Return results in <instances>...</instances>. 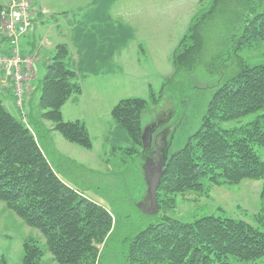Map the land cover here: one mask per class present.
I'll list each match as a JSON object with an SVG mask.
<instances>
[{
	"label": "rangeland",
	"instance_id": "374dc122",
	"mask_svg": "<svg viewBox=\"0 0 264 264\" xmlns=\"http://www.w3.org/2000/svg\"><path fill=\"white\" fill-rule=\"evenodd\" d=\"M7 1L0 0V10ZM243 1H221L205 23L203 51L197 67L181 78L188 83L186 87H181L179 80L167 84L175 71L174 55L194 18L208 11L214 0H45L50 12L37 20L35 34L27 37V33L21 38L23 53L36 58L31 86L28 81L33 74L32 65L27 79L28 126L59 173L83 195L113 213L116 229L112 242L105 248L98 245L101 264H141L134 258L126 262L118 257L121 238L130 233V227L138 230L163 217L189 223L214 215L260 225L257 220L260 212L264 213L262 180L206 183L208 187L202 192L161 196L162 211L143 213L139 203L146 198L144 164L148 154L144 145L135 143L113 116L114 108L122 100L145 99L148 107L142 117L143 129L160 123L151 150H156V136L165 132L170 153L182 148L201 127L213 92L237 72L239 60L253 65L264 63V40L235 54L238 38L234 34L249 11L243 8L244 4L238 7ZM3 38L8 48L9 41ZM55 41L66 43L65 64L78 72L81 85V92L73 93L64 103L63 118L85 124L92 143L90 149L69 142L53 122L42 118L41 80L46 73L47 57L52 61L55 55L57 46L50 47V42ZM32 42L35 53L30 52ZM15 104L13 97L5 106L23 120ZM261 113H251L222 127L230 132L240 131ZM160 139L162 144L164 137ZM255 149L264 160V147ZM260 226L264 231V226ZM30 238L46 250L40 231L25 224L0 201V264H23V245ZM38 264L60 263L47 252ZM246 264H264V257Z\"/></svg>",
	"mask_w": 264,
	"mask_h": 264
},
{
	"label": "trees",
	"instance_id": "16d2710c",
	"mask_svg": "<svg viewBox=\"0 0 264 264\" xmlns=\"http://www.w3.org/2000/svg\"><path fill=\"white\" fill-rule=\"evenodd\" d=\"M221 1L214 0L208 11L194 18L175 52V71L168 85L179 80L181 87L187 86L181 78L196 69L203 51L205 23ZM242 4L249 11L234 34L238 38L235 54L264 40V0H244L238 7ZM24 54L29 55L25 51ZM67 55L66 44L57 45L46 66L41 80L42 118L53 122L69 142L90 149L92 143L85 124L66 121L62 114L68 98L81 92L78 72L65 64ZM239 61L235 75L213 92L201 127L182 148L170 153L166 132L162 133L167 170L158 188L159 211L161 196L202 192L208 187L206 183L262 180L260 196L264 199V160L255 149L264 147V63ZM147 107L145 99L129 98L113 110L114 119L141 145V122ZM255 112L262 113L240 131L230 132L222 127ZM0 201L44 238L46 250L33 238L24 242L23 264H38L47 252L60 264H101L98 245L105 248L115 233L113 213L83 195L59 173L28 123L16 118L1 98ZM257 222L264 226L263 212ZM260 225L214 215L189 223L163 217L138 230L130 227V233L118 245V257L126 262L134 258L141 264H234L232 259L238 264L256 262L264 257V231Z\"/></svg>",
	"mask_w": 264,
	"mask_h": 264
},
{
	"label": "built area",
	"instance_id": "2783aa9c",
	"mask_svg": "<svg viewBox=\"0 0 264 264\" xmlns=\"http://www.w3.org/2000/svg\"><path fill=\"white\" fill-rule=\"evenodd\" d=\"M36 11L33 0H10L0 11L1 30L9 41L8 53H0V71H3L0 84L2 88L12 89L16 106L25 123H28L25 109L27 79L34 56L23 53L20 41L32 29Z\"/></svg>",
	"mask_w": 264,
	"mask_h": 264
},
{
	"label": "water",
	"instance_id": "95a60500",
	"mask_svg": "<svg viewBox=\"0 0 264 264\" xmlns=\"http://www.w3.org/2000/svg\"><path fill=\"white\" fill-rule=\"evenodd\" d=\"M147 132L148 129L145 128L142 134L144 150L146 152L151 148ZM166 170V154H164L162 151V145H157L156 150L152 152L150 157H147L146 163L144 164L147 192L145 200L139 203V208L143 213L151 215L159 212L160 207L158 202V188L163 176L166 173Z\"/></svg>",
	"mask_w": 264,
	"mask_h": 264
},
{
	"label": "crops",
	"instance_id": "0c3cea01",
	"mask_svg": "<svg viewBox=\"0 0 264 264\" xmlns=\"http://www.w3.org/2000/svg\"><path fill=\"white\" fill-rule=\"evenodd\" d=\"M9 1L10 0H8L6 3H5V6L9 3ZM45 0H42V2L40 1V0H34V3H35V5L37 6V11H36V17H35V22H34V20H33V27H32V29H31V31L27 34V37H30L31 36V34H35V31H36V29H37V26L35 25V23L37 22V20L39 21V20H42V17H43V15H45V13H48V12H50L49 10H51V9H49V5H47L48 7H46V5L43 3ZM46 3V2H45ZM4 7V6H3ZM0 52H2V53H7L8 52V50H7V46L6 45H4V36H3V34H2V32L0 31ZM86 37H87V34H86ZM59 44H63V43H58V42H50V47L52 48V47H54V46H57V45H59ZM64 44H66V43H64ZM30 46H31V50H30V52L31 53H35V52H37V49H36V47H35V43L34 42H32V43H30ZM39 49H40V47H39ZM26 52V51H25ZM38 53H39V51H38ZM39 55V54H38ZM35 62H36V59H35ZM51 62V58L50 57H47V65L49 64ZM33 70V74H31V76H30V79H29V81H28V84L31 86V80H33L34 78H35V71H36V69H35V63H34V65H33V68H32ZM2 72L0 71V77L2 76ZM0 92H2V97L0 96V98L2 99V101L4 102V104L6 103V102H8V100L9 101H11V100H13V95H12V92H11V90H9V89H6V88H2V90L0 91Z\"/></svg>",
	"mask_w": 264,
	"mask_h": 264
},
{
	"label": "flooded vegetation",
	"instance_id": "af4514ba",
	"mask_svg": "<svg viewBox=\"0 0 264 264\" xmlns=\"http://www.w3.org/2000/svg\"><path fill=\"white\" fill-rule=\"evenodd\" d=\"M146 129H148V132H147V134H148V139H149V141H150V145L152 146V140H153V137H154V134H157V129H158V126L157 125H153L152 127L149 125V126H147L146 127ZM160 138H163V134L162 133H159L157 136H156V140H155V142H156V145H155V148H157V145H159V146H161L162 144H161V139ZM162 143H163V141H162ZM152 149V147L150 148V150L149 151H147V154H148V156L147 157H150L151 155H152V152H153V150H151Z\"/></svg>",
	"mask_w": 264,
	"mask_h": 264
}]
</instances>
